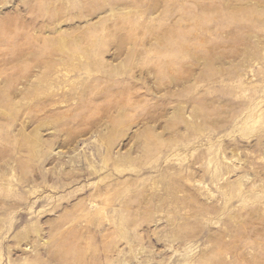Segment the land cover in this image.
<instances>
[{
    "label": "rangeland",
    "instance_id": "obj_1",
    "mask_svg": "<svg viewBox=\"0 0 264 264\" xmlns=\"http://www.w3.org/2000/svg\"><path fill=\"white\" fill-rule=\"evenodd\" d=\"M0 264H264V0H0Z\"/></svg>",
    "mask_w": 264,
    "mask_h": 264
}]
</instances>
